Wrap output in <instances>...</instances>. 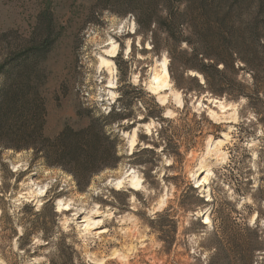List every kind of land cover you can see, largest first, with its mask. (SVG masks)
Returning <instances> with one entry per match:
<instances>
[{"label":"rangeland","instance_id":"1","mask_svg":"<svg viewBox=\"0 0 264 264\" xmlns=\"http://www.w3.org/2000/svg\"><path fill=\"white\" fill-rule=\"evenodd\" d=\"M48 18L54 41L43 66L45 134L53 139L65 125L80 129L89 117L112 111L123 117L107 129L118 161L82 187L32 151H1L0 264H47L38 228L64 235L85 264H208L214 230L194 214H211L198 199L212 197L221 219L229 215L241 227L264 231V161L257 159L264 133L242 110L244 99L186 92L169 75L161 106L149 78L163 59L169 66L166 53L150 51L148 41L142 46L131 15L97 10L92 0H0V59L38 39L39 22ZM111 43L118 48L113 58ZM190 72L180 75L177 68L174 78L196 90ZM238 80L250 82L247 74ZM218 102L228 109L222 112ZM161 129L168 157L161 153ZM207 171V188H196L194 179ZM130 180L139 181V191L129 188ZM221 219L217 231L231 235ZM256 255L259 263L264 252ZM220 258L212 264H223Z\"/></svg>","mask_w":264,"mask_h":264},{"label":"trees","instance_id":"2","mask_svg":"<svg viewBox=\"0 0 264 264\" xmlns=\"http://www.w3.org/2000/svg\"><path fill=\"white\" fill-rule=\"evenodd\" d=\"M92 1L97 10L133 17L142 46L148 41L150 51L166 53L168 72L177 88L232 101L244 99L242 110L253 114L264 133V0ZM38 27V39L31 38L28 45L0 59V152L32 151L47 166L66 171L78 186L85 187L91 175L118 161L107 129L123 117L115 118L109 111L96 119L89 117L83 128L65 125L55 138L46 136L43 66L53 45L54 27L51 18L40 20ZM177 68L180 75L186 71L195 73L192 81L196 90L181 87L174 78ZM246 74L250 82L238 80ZM162 135L161 129L157 137L164 145L161 153L168 157L170 151ZM257 159L264 161V144ZM234 192L241 196L239 191ZM198 200L211 207L215 246L208 264L217 257L223 264L264 263V255L259 263L256 255L264 252V231L241 227L229 215L221 219L213 197L210 203ZM260 218L258 213L257 220ZM219 219L231 235L217 231ZM38 229L48 250L47 264H85L64 235L50 237L48 230Z\"/></svg>","mask_w":264,"mask_h":264},{"label":"bare ground","instance_id":"3","mask_svg":"<svg viewBox=\"0 0 264 264\" xmlns=\"http://www.w3.org/2000/svg\"><path fill=\"white\" fill-rule=\"evenodd\" d=\"M117 45L114 44V43H111V47H110V50L107 52V54L109 55V57L113 58L116 56L117 54ZM102 64H105V65H108L107 62H103ZM109 72L110 73H113V68H110L109 67ZM190 74L192 76H194L193 72H190ZM149 83H150V88H149V92L153 95V96H157V99H158V103L163 106L164 103H165V99L163 98H158V96L160 95V93L164 90H166L169 86H170V78H169V73H168V61L167 59H163V61L161 62V65H160V71L158 73H155V72H152L150 78H149ZM214 104L216 102H213ZM217 107L222 111L224 112L226 109H228V107H224L222 106L221 102H218V105ZM128 136V133L127 132H123V137H127ZM221 140H219L217 143L218 144H221ZM131 145L134 146V138L132 139L131 141ZM211 175L210 172H206L205 173V176H199L198 178H195L194 181H195V187L196 188H207L208 186V177ZM129 188L135 192L139 191L140 190V183L138 180L136 181H132L130 180V186ZM44 194V191L42 190H39L37 192V196L38 197H42ZM205 200L206 201H209V198L207 196H205ZM68 209V207L66 205L64 206H60L58 208L59 211H66ZM194 216L196 218H199L201 217L202 219V223L207 226V225H211V218H210V214L208 212H205V213H195ZM82 223H84L82 221ZM85 231V230H84Z\"/></svg>","mask_w":264,"mask_h":264},{"label":"snow or ice","instance_id":"4","mask_svg":"<svg viewBox=\"0 0 264 264\" xmlns=\"http://www.w3.org/2000/svg\"><path fill=\"white\" fill-rule=\"evenodd\" d=\"M193 75H195V73Z\"/></svg>","mask_w":264,"mask_h":264}]
</instances>
